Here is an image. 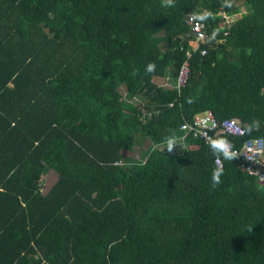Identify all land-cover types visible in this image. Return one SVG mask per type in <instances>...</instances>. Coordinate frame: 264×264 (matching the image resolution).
Masks as SVG:
<instances>
[{
  "label": "trees",
  "instance_id": "obj_1",
  "mask_svg": "<svg viewBox=\"0 0 264 264\" xmlns=\"http://www.w3.org/2000/svg\"><path fill=\"white\" fill-rule=\"evenodd\" d=\"M208 110L264 140V0H0V264H264V181L167 148Z\"/></svg>",
  "mask_w": 264,
  "mask_h": 264
},
{
  "label": "built area",
  "instance_id": "obj_2",
  "mask_svg": "<svg viewBox=\"0 0 264 264\" xmlns=\"http://www.w3.org/2000/svg\"><path fill=\"white\" fill-rule=\"evenodd\" d=\"M220 29L227 33V29L234 22L236 15L230 16L225 12L220 13ZM189 25V35L192 38V51L186 52V59L180 66L175 87L180 90L185 85L189 73V58L195 51H200L201 55L206 54V49L201 48L208 40V35L204 23L198 18L196 13H192L187 18ZM178 90V91H179ZM182 135L172 142V147L185 146V138L191 136L201 139L206 144H215L219 152L230 154L239 162V167L248 175L255 176L259 181H264V140L260 137L243 139L242 143L235 145V142L227 139L228 136L243 138L246 135L245 128L237 119L217 120L214 114L208 110L199 113L191 121H184L179 126ZM223 145V147H221ZM153 148L164 149L165 145H153ZM167 148H170L167 146ZM143 159L139 160L141 162ZM214 164L222 167V159L216 157Z\"/></svg>",
  "mask_w": 264,
  "mask_h": 264
},
{
  "label": "rangeland",
  "instance_id": "obj_3",
  "mask_svg": "<svg viewBox=\"0 0 264 264\" xmlns=\"http://www.w3.org/2000/svg\"><path fill=\"white\" fill-rule=\"evenodd\" d=\"M124 94V90H122ZM135 145L132 150L124 151L123 155L131 160L139 161L143 159V152L146 151V147L149 145L148 140H144V138L137 137L135 140ZM56 175L53 171L47 172L42 179V192H45L47 188L55 181Z\"/></svg>",
  "mask_w": 264,
  "mask_h": 264
},
{
  "label": "clouds",
  "instance_id": "obj_4",
  "mask_svg": "<svg viewBox=\"0 0 264 264\" xmlns=\"http://www.w3.org/2000/svg\"><path fill=\"white\" fill-rule=\"evenodd\" d=\"M153 67H154L153 65L149 64V65H148V70L151 71ZM172 146H173V144H172V142L170 141V142H169V147L171 148ZM221 147H223V145H221ZM224 155H225V156H229L230 154L227 153V152L225 151V152H224ZM220 174H221V170H220V169H217V170H215V171L213 172L212 179H213V181H214L215 183H219Z\"/></svg>",
  "mask_w": 264,
  "mask_h": 264
}]
</instances>
